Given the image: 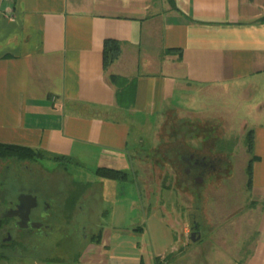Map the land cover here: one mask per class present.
<instances>
[{"label":"crops","instance_id":"1","mask_svg":"<svg viewBox=\"0 0 264 264\" xmlns=\"http://www.w3.org/2000/svg\"><path fill=\"white\" fill-rule=\"evenodd\" d=\"M173 1L0 0V142L91 158L129 174L124 166L142 142L132 134L142 133L149 117L189 108L198 91L243 84L264 94V0ZM107 38L120 43V53L106 67ZM254 109L247 135L257 216L239 264H264V96ZM100 183L83 184L98 185L102 200ZM101 228L99 242L77 258L49 263L167 262L168 254L145 256L140 242L116 251L120 235L142 236V226Z\"/></svg>","mask_w":264,"mask_h":264},{"label":"rangeland","instance_id":"2","mask_svg":"<svg viewBox=\"0 0 264 264\" xmlns=\"http://www.w3.org/2000/svg\"><path fill=\"white\" fill-rule=\"evenodd\" d=\"M262 96L256 86L243 84L198 91L189 108L168 111L163 118L149 117L146 129L132 134V140L142 136V142L132 150V163L124 166L129 172L127 182L98 177L95 160L84 158L61 164L67 167L66 186H75L71 180L102 182L106 197L90 204L95 229L104 225L121 230L143 227L142 236L120 235L116 251L125 253L130 244L135 247L140 242L145 256L171 254L165 264L242 263V259L234 260L250 246L257 216L247 185L251 160L247 131L254 124V105ZM190 152L205 154L214 162L197 182L184 174L187 165L181 155ZM8 162L0 160V168ZM41 163L51 170L58 166L47 159ZM96 187L90 184L85 190ZM194 220L201 239L192 241L188 230ZM69 252L70 248L58 245L47 255L53 257L47 258L51 261L42 254L11 257L8 263L50 264L70 260Z\"/></svg>","mask_w":264,"mask_h":264},{"label":"flooded vegetation","instance_id":"3","mask_svg":"<svg viewBox=\"0 0 264 264\" xmlns=\"http://www.w3.org/2000/svg\"><path fill=\"white\" fill-rule=\"evenodd\" d=\"M207 157L195 152L181 155L187 165L184 174L196 182L200 180L214 166L213 160ZM42 159L46 158L0 157L1 161L12 162L0 168V217L5 220L0 243L11 257L45 254L49 260L53 257L47 255L60 245L64 250L70 248L71 258H77L102 229L101 226L94 228L89 214L90 204L99 198L96 192L85 190L87 186L82 187L75 180H71L75 186L68 188L65 183L68 172L61 167L63 163L53 159L58 166L51 170L42 165ZM20 194L31 196L23 198V205L17 211ZM192 230L200 234L195 220L189 227V237Z\"/></svg>","mask_w":264,"mask_h":264},{"label":"trees","instance_id":"4","mask_svg":"<svg viewBox=\"0 0 264 264\" xmlns=\"http://www.w3.org/2000/svg\"><path fill=\"white\" fill-rule=\"evenodd\" d=\"M172 6L174 5L173 0H167ZM166 51H170L169 49H166ZM120 53V43L112 38H107L104 40L103 43V64L104 66H108L111 64L119 55ZM114 78V76H111ZM247 150L251 151V133H248L247 135ZM8 156H14L19 159H35V158H50L54 159L55 161H59L65 164V162L68 161L69 157L64 155H58V154H52L50 152H47L42 149L38 148H31L28 146H23L19 144H12V143H2L0 142V157H8ZM251 161L252 158L248 164V180L247 185L251 186ZM95 173L101 177L109 178V179H115L119 181H124L128 178V173L124 170H120L113 167L108 166H99L95 169ZM87 184H83L82 187H86ZM5 220L0 217V230L4 224ZM100 233L96 235V237L93 239V241L99 242L100 240ZM201 239V238H199ZM3 245L0 243V260L11 258L9 254L2 248ZM171 254H168L164 256L165 262L171 257ZM139 264H149L141 261ZM150 264H162V260L156 256L154 258V261Z\"/></svg>","mask_w":264,"mask_h":264},{"label":"water","instance_id":"5","mask_svg":"<svg viewBox=\"0 0 264 264\" xmlns=\"http://www.w3.org/2000/svg\"><path fill=\"white\" fill-rule=\"evenodd\" d=\"M30 196H31L30 194H20V195H19V197H18V198H19V206H18L17 211H18L19 209H21V207H22V205H23V198H28V197H30ZM29 207H30V206L26 207L27 211L29 210ZM199 237H200V234H196V232H195L194 230H192V231L190 232V239H191L192 241L198 239Z\"/></svg>","mask_w":264,"mask_h":264}]
</instances>
